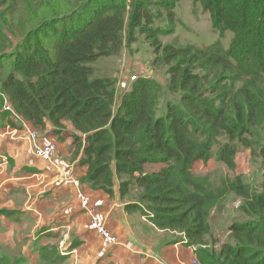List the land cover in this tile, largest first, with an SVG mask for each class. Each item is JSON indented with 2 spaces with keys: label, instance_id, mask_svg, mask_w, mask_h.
I'll use <instances>...</instances> for the list:
<instances>
[{
  "label": "trees",
  "instance_id": "16d2710c",
  "mask_svg": "<svg viewBox=\"0 0 264 264\" xmlns=\"http://www.w3.org/2000/svg\"><path fill=\"white\" fill-rule=\"evenodd\" d=\"M180 1L0 0V121L7 103L57 137L69 123L73 157L86 169L80 185L112 196L117 182L125 211L193 247L197 264H264V180L253 187L236 176L215 193L192 170L215 148L227 168L241 147L264 161V0H191L219 39L162 45L159 36L176 30ZM141 36L167 81L141 77L117 104L113 79L93 77L92 64ZM233 195L245 217L230 222V242L214 250L210 220L226 215ZM27 242H0V264H72L56 243Z\"/></svg>",
  "mask_w": 264,
  "mask_h": 264
},
{
  "label": "crops",
  "instance_id": "0c3cea01",
  "mask_svg": "<svg viewBox=\"0 0 264 264\" xmlns=\"http://www.w3.org/2000/svg\"><path fill=\"white\" fill-rule=\"evenodd\" d=\"M65 126L60 137L50 124L39 130L42 144L57 143L64 164L55 166L29 151L26 135L37 130L29 122L10 113L0 121V242L9 245L25 238L31 243L40 236L44 243H56L72 264H189L192 248L173 242V233L157 229L146 217L125 211L127 202L120 197L117 182L112 196L80 185L86 169L78 165L80 156L73 157L72 127ZM64 168L69 175L62 180ZM79 193L116 235L117 244L103 243L89 229ZM47 233L60 238H47ZM72 242L81 243L66 252Z\"/></svg>",
  "mask_w": 264,
  "mask_h": 264
},
{
  "label": "rangeland",
  "instance_id": "374dc122",
  "mask_svg": "<svg viewBox=\"0 0 264 264\" xmlns=\"http://www.w3.org/2000/svg\"><path fill=\"white\" fill-rule=\"evenodd\" d=\"M175 12L177 18L176 30L172 34L159 36L162 45L167 43H172L178 46L193 44L195 46L202 47L210 46L219 39L218 31L211 25L208 12H204L199 4H193L191 0H181L177 3ZM230 38V32H226L224 37L220 38L221 46L224 49L228 47ZM131 47V49L123 48L120 53L115 56L100 57L92 64L94 69L92 75L93 77H110L113 79L115 83L114 87L117 104L120 96L130 88L133 81H136L141 77H149L162 83H166L168 77V74L165 72V66L159 65L158 63L157 65L152 63L155 56L152 52L151 46L147 43V40L143 36H141L138 41L133 43ZM5 99H7V97H5ZM7 105L10 104L3 103L2 109L5 110ZM7 112L15 114L13 110H7ZM30 129L33 128L29 127V130ZM216 149L217 148L214 149V154L211 159L206 162L198 161L194 165V173L204 174L203 176L208 177L209 186L215 193L222 192L225 187L226 180H231L236 176H240L243 181L247 183L249 182L253 187H258L260 182L264 180V161L259 157L253 158L250 155V150L242 147L239 148V151L234 157V166L232 168H227L220 161H218L217 156L215 155ZM65 163H67L66 160ZM70 164L71 163H69V165ZM157 168L158 166L146 170L150 171L151 169ZM79 197L80 207L85 212L88 219V225L90 222V215L88 213L89 209L93 211L103 224H105L103 219L94 211L93 208L90 206H88L89 209L87 208V197H85L82 193H79ZM225 203L226 204L223 208H225L226 215L217 216L216 218H211L210 220L212 227V233L210 231V236L213 239V243L209 244L211 245L210 247L214 248V250H218L220 245L230 242V233L228 230L230 222L245 217L240 210V201L235 198L234 195L230 196ZM108 232L117 239L116 235H114L109 229ZM96 235L103 243L113 245L105 242L102 236L98 234ZM18 241L17 239H14V241L9 244L10 248L15 249L12 246H14L15 243L18 244ZM209 242H211V239H209ZM117 243L118 239L115 244ZM8 251L14 253L12 251L17 250L8 249ZM194 260L195 264L199 263L195 254L189 264Z\"/></svg>",
  "mask_w": 264,
  "mask_h": 264
},
{
  "label": "built area",
  "instance_id": "2783aa9c",
  "mask_svg": "<svg viewBox=\"0 0 264 264\" xmlns=\"http://www.w3.org/2000/svg\"><path fill=\"white\" fill-rule=\"evenodd\" d=\"M5 109L8 111L10 110L12 111L10 105H7ZM26 139L29 145V151L32 153V155L35 158H37L41 162L50 163L55 166L64 164V160L58 154L56 142H48L42 144L40 142V136L38 130H32L28 132L26 135ZM68 175L69 172L67 168H64V175L61 177V179L63 180L67 178ZM88 213L90 215V222H89L90 229L94 233L102 236L105 242L115 244L117 242V239L108 232L106 225L103 224L102 221L90 209ZM190 248L193 249V247ZM192 263L195 264V260Z\"/></svg>",
  "mask_w": 264,
  "mask_h": 264
}]
</instances>
